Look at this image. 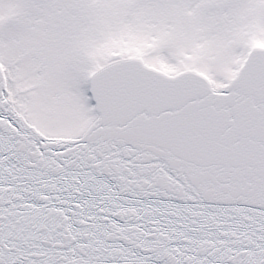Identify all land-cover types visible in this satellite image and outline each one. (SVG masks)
Returning a JSON list of instances; mask_svg holds the SVG:
<instances>
[{
    "label": "snow or ice",
    "instance_id": "snow-or-ice-1",
    "mask_svg": "<svg viewBox=\"0 0 264 264\" xmlns=\"http://www.w3.org/2000/svg\"><path fill=\"white\" fill-rule=\"evenodd\" d=\"M0 264H264V0H0Z\"/></svg>",
    "mask_w": 264,
    "mask_h": 264
}]
</instances>
